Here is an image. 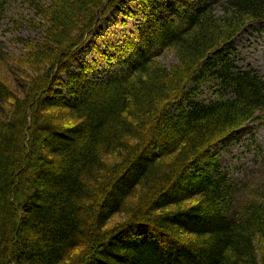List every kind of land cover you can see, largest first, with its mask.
Listing matches in <instances>:
<instances>
[{"label":"trees","instance_id":"1","mask_svg":"<svg viewBox=\"0 0 264 264\" xmlns=\"http://www.w3.org/2000/svg\"><path fill=\"white\" fill-rule=\"evenodd\" d=\"M26 1L42 35L13 62L0 42V62L36 69L15 86L0 70V264H264V197H239L219 168L264 111V77L236 46L264 0ZM130 1L145 23L126 65L73 72Z\"/></svg>","mask_w":264,"mask_h":264},{"label":"rangeland","instance_id":"2","mask_svg":"<svg viewBox=\"0 0 264 264\" xmlns=\"http://www.w3.org/2000/svg\"><path fill=\"white\" fill-rule=\"evenodd\" d=\"M187 1L190 5L199 4L201 1L218 5L223 0ZM4 11L6 16L0 17L1 48L3 53L12 59L10 62H13V59L28 51L21 42L22 38H38L42 35L38 28L41 18L26 0H8ZM144 23L145 12L141 3H125L121 12L111 13L108 19L103 21L96 35L88 40L86 46L80 50V55L71 63V70L79 72L82 66L87 67L89 77L96 81H103L109 75L116 74L122 67L120 61H124V66L128 62L131 45L140 43L139 35ZM236 46L241 57L239 66H252L264 77V22L247 26L236 39ZM160 61L168 65L175 63V52L167 50L160 57ZM21 65L22 69L15 72L4 62H0L1 72L6 71L8 85L15 86L16 81H12L15 78L19 79L22 85L28 82V76H34L36 69L30 71L25 65ZM45 67L42 70H45ZM67 97L70 98V95ZM213 97L212 90L207 88L201 98L208 100ZM258 114L259 118L250 122V131H247L240 141H234L220 150V171L230 176L236 194L239 197L244 195L243 199L252 190L264 197V111Z\"/></svg>","mask_w":264,"mask_h":264}]
</instances>
